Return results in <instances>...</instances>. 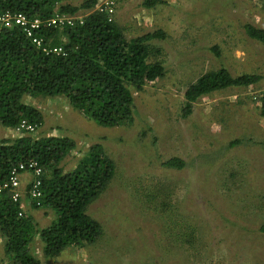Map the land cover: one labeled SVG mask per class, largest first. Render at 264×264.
Listing matches in <instances>:
<instances>
[{"label": "rangeland", "instance_id": "374dc122", "mask_svg": "<svg viewBox=\"0 0 264 264\" xmlns=\"http://www.w3.org/2000/svg\"><path fill=\"white\" fill-rule=\"evenodd\" d=\"M161 1L146 9L144 0H100L93 9L111 2L112 19L127 40L157 30L165 35L149 42L161 51L154 59L162 61L164 75L133 91L130 124L98 126L62 98L27 102L43 118L30 135L73 141L74 149L60 164L65 172L92 145L114 163L111 181L87 208L101 226L100 236L51 259L44 258L36 239L31 250L39 264H264V234L257 231L264 224V117L258 110L264 46L243 30L245 24L264 30V4ZM220 68L233 77L255 74L261 80L204 96L183 117L186 89ZM14 136L19 134L0 127V140ZM234 140L241 143L229 148ZM172 157L184 160L185 168L163 167ZM160 186L168 192H155ZM163 196L171 198L168 208L162 206ZM37 211L38 228L47 227L54 214ZM4 244L0 234V264H10Z\"/></svg>", "mask_w": 264, "mask_h": 264}, {"label": "trees", "instance_id": "16d2710c", "mask_svg": "<svg viewBox=\"0 0 264 264\" xmlns=\"http://www.w3.org/2000/svg\"><path fill=\"white\" fill-rule=\"evenodd\" d=\"M69 0H0V13L22 14L29 20L46 21L55 13L75 15L92 11L63 29L41 28L36 37L47 47H61L63 55L46 54L32 44L18 27L0 26V127L14 130L21 121L42 126L38 109L27 104L29 99L62 98L69 108L98 126L114 128L132 122V93L141 92L148 84L164 75L161 54L149 42L163 40L162 31H153L127 40L113 21V13L104 7L93 10L100 0H84L71 6ZM264 4V0H261ZM161 0H144L142 6L152 9ZM245 35L264 46V30L250 24L243 26ZM211 52L218 56L216 48ZM261 76L242 74L233 77L220 68L200 76L184 93L182 116L192 112L198 99L229 88H248ZM259 114L264 117V94L259 99ZM239 140L228 143L232 148ZM72 140L64 137H43L30 134L0 140V181L21 164L37 162L43 168L41 204L54 214L51 223L38 228L35 218L12 203L8 194L0 196V234L10 264H39L31 247L42 243L44 258L57 257L68 247L82 248L101 234V226L87 214L88 206L106 189L112 179L114 163L100 146L92 145L76 166L65 172L60 166L74 149ZM167 169L185 168L184 160L172 157L162 163ZM29 184L26 185V190ZM155 192L167 193L160 186ZM170 196V195H168ZM168 208L171 198L163 196ZM167 201V202H166ZM264 234V224L257 230Z\"/></svg>", "mask_w": 264, "mask_h": 264}, {"label": "built area", "instance_id": "2783aa9c", "mask_svg": "<svg viewBox=\"0 0 264 264\" xmlns=\"http://www.w3.org/2000/svg\"><path fill=\"white\" fill-rule=\"evenodd\" d=\"M112 3L108 2L104 10L107 13H113ZM99 7L95 10H101ZM91 12L83 14L77 13L75 15H66L55 13L52 17L46 21L40 20H29L22 14H10L0 13V26L4 28L18 27L20 28L31 42L36 47L40 48L46 54L63 55V49L61 47H47L43 40L36 37L34 32L43 28H56L63 29L65 27H71L74 21L81 22L82 18L89 15ZM37 130V126L34 124L21 121L19 125L13 130L14 134H33ZM29 175L30 180L28 182L29 189L26 194L30 204H34L35 207H40L42 192H41V178L43 175V168L34 161L21 164L10 171L9 177L0 181V196L7 193L12 203H17L20 208V213H23V202H22V190L20 187V180L22 175Z\"/></svg>", "mask_w": 264, "mask_h": 264}, {"label": "crops", "instance_id": "0c3cea01", "mask_svg": "<svg viewBox=\"0 0 264 264\" xmlns=\"http://www.w3.org/2000/svg\"><path fill=\"white\" fill-rule=\"evenodd\" d=\"M7 130V133L9 131H11L10 129H5V131ZM30 180V176L29 175H22L21 176V180H20V187H21V190H22V202H23V210L25 212H27L31 217L35 218L37 215H38V211L35 210V209H32L31 208V204L29 203L28 200V196L25 192L26 190V185L28 184Z\"/></svg>", "mask_w": 264, "mask_h": 264}]
</instances>
